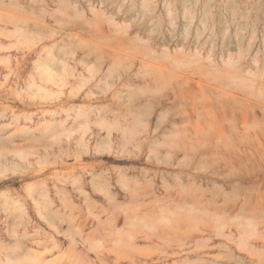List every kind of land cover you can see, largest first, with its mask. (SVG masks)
Returning <instances> with one entry per match:
<instances>
[{"label": "rangeland", "instance_id": "obj_1", "mask_svg": "<svg viewBox=\"0 0 264 264\" xmlns=\"http://www.w3.org/2000/svg\"><path fill=\"white\" fill-rule=\"evenodd\" d=\"M0 264H264V0H0Z\"/></svg>", "mask_w": 264, "mask_h": 264}, {"label": "bare ground", "instance_id": "obj_2", "mask_svg": "<svg viewBox=\"0 0 264 264\" xmlns=\"http://www.w3.org/2000/svg\"><path fill=\"white\" fill-rule=\"evenodd\" d=\"M107 258H105V256H103V258L101 257L102 261H106Z\"/></svg>", "mask_w": 264, "mask_h": 264}]
</instances>
